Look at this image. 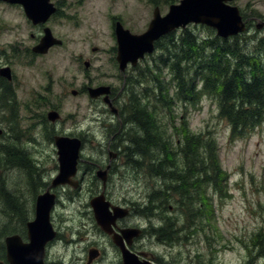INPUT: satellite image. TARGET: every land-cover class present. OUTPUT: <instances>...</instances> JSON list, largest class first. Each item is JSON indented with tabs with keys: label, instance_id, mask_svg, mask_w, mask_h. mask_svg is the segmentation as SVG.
I'll use <instances>...</instances> for the list:
<instances>
[{
	"label": "rangeland",
	"instance_id": "374dc122",
	"mask_svg": "<svg viewBox=\"0 0 264 264\" xmlns=\"http://www.w3.org/2000/svg\"><path fill=\"white\" fill-rule=\"evenodd\" d=\"M54 1L62 7V14H59L63 17L58 18L60 25L56 30L58 34L63 35L66 45L64 48L56 49L44 60L36 61L33 67L17 64L23 66L17 68L23 77L18 78V83L21 86L18 93L22 96L23 103L28 107H31L33 103L30 100L35 99L30 94L25 81L29 78L32 80V84L45 82V72L52 74L54 87L56 83H62L63 88L70 87V89L77 90L83 83L112 84L119 91L122 87V78L118 77L117 62H115L116 52L112 50L116 47V42L111 36L110 25L120 21L131 33L142 34L147 30L156 7H159L162 15L165 16L170 6L179 4L181 0ZM231 5L243 11V17L247 22H253L254 19H256L255 24L264 22V0H235ZM0 23L4 30L7 27L13 28V41L17 38L24 39L28 34L34 32L25 22V17L22 16L20 10H10L5 6H0ZM255 24H251V31L246 33V38L254 37V41L264 39V29L256 30ZM203 27L209 28L204 25H190L187 28L194 31L200 38L212 35L211 31L209 32ZM180 31L183 30L174 33L179 35ZM11 40V32H5L0 40V47H4ZM248 47L252 49L251 46ZM91 48H97L98 51L93 52ZM151 56L156 59L160 56V52L156 51L153 55L147 56L138 65V68L142 65L140 70L142 87L136 91L139 93L147 91L145 101L148 104L151 103V106H156L157 115L164 124H167L168 133L174 129H176L173 131L174 134L179 133V120L184 119L189 123L191 132L208 133L209 137L217 141L220 162L230 180V197H227L224 190L222 201L216 199L215 204H213L212 217L208 211L205 212L207 215L204 216L203 214L201 218L196 215L190 217L189 221L191 222L186 225L188 230L184 227L186 224L185 216L180 210H177L174 215L175 220L172 221L174 228L178 231L176 243L168 246L147 244V250L158 254V256H166V264H248V262L250 264H264V255L251 256V252L244 246V242L249 243L253 233H256L260 227L263 226L264 229V213H261L264 204V124L247 133L244 138L232 139L229 124L219 118L217 99L213 97L203 98L196 105V108L187 106L182 110L176 104L170 108L163 107L161 103L157 102L158 100L161 101V87L158 89L155 86V78L161 77L160 86L162 84L168 89L171 75L167 68L164 71L156 70L157 66L153 65L154 59ZM80 58L83 61L89 60L91 62L89 78L84 74L85 66L79 60ZM140 71L131 70L128 77L139 78ZM168 95L171 98L173 89L168 91ZM27 96L31 99L26 98ZM124 97L126 99V95ZM88 99V97L76 99L68 96L64 110L66 115L70 116L75 112L78 118L83 115V118L86 119L88 115L94 112V109H101L99 103H94ZM168 120H170L169 123ZM65 122L68 121L65 119ZM168 136L171 138V144L176 145L179 139L178 135ZM7 141L15 140L11 135ZM93 142L96 145L102 142L101 135H96ZM54 149L52 145L41 148L50 155V158H57ZM99 152L100 146L99 148L89 146L88 154H99ZM19 153L20 156L16 159L29 158L23 150L20 149ZM10 154L13 156L15 153L6 152V158L8 155L10 157ZM2 158H4L3 151L0 149V159ZM0 175L5 179V190H3L5 198L9 193L6 191L10 187L9 189L15 191L30 208L33 198L32 190L28 189L27 184L21 182L19 178L12 179L11 173L6 174L3 169ZM155 184V181L149 176L146 180L141 179L140 181L130 174L125 179L116 178L113 180L109 190L114 201L119 204L123 200L141 202L145 198L148 202L150 192L153 191ZM85 188L86 184L81 197L77 198L74 203H68V196H63L64 207L59 205L52 216L53 224L61 227L63 236L62 242H55L50 250L52 260L61 261L64 264H69L72 261L76 264H85L88 253V248L85 246L91 242L103 243L101 241L102 236L95 231L96 225L89 204L91 193ZM66 192L67 189H61L60 195H65ZM1 195L0 193V210L3 202ZM162 207L166 208L164 205ZM169 207L172 205L167 206V208ZM206 207L209 208L210 206L206 204ZM5 211L3 209V212ZM166 212L162 209L161 213ZM166 217L171 216L169 214L163 215V218ZM84 221L88 223L87 232L82 229ZM192 226L195 228L192 229ZM5 227L3 224L0 226V230ZM11 227L20 230V226L17 224ZM79 229L82 231H78ZM262 233L264 234V230ZM250 250L253 251L252 248Z\"/></svg>",
	"mask_w": 264,
	"mask_h": 264
},
{
	"label": "flooded vegetation",
	"instance_id": "af4514ba",
	"mask_svg": "<svg viewBox=\"0 0 264 264\" xmlns=\"http://www.w3.org/2000/svg\"><path fill=\"white\" fill-rule=\"evenodd\" d=\"M50 1L56 8L55 14L50 17L46 24L34 25L27 18L20 5L9 4L0 0V6H5L10 10H20L22 16L25 17V22L29 25L30 29L34 30V32L28 34L24 39L17 38L13 41V28L7 27L4 30L0 23V40L5 32H11L12 39L4 47H0V70L8 68L7 74H10V79L0 74V149L3 151L4 157L0 160V165H2L0 166V173L3 169L6 174L11 173L12 179L19 178L21 182L26 183L28 189L32 190L33 198V202L30 208H28L24 200L20 199L15 191L9 189L10 187L6 191L10 193H7L6 199L4 194H2L3 202L0 210V226L4 224L6 227L0 230V260L5 264H9L6 246V239L8 237L18 235L24 243L29 242L28 223L35 218L37 199L49 191L50 194L56 196L55 205L50 216L53 229L56 231V237L46 245L45 264H64L61 261L57 262L50 258V250L54 246V243L57 241L62 242L63 238L61 227L53 224L52 216L57 211L59 205L64 207L63 196H68V203L76 202V199L81 197L86 184L85 190L91 193L89 204L96 225L95 231L99 232V235L102 236L101 241L103 243L91 242L85 246L88 248L85 264H124V250L136 255L140 262L148 261L152 264H166V256H158V254L147 250V244L151 246L154 244L158 246L162 244L168 246L171 244L162 233L166 224L169 221L175 220L174 215L178 209L174 207L164 209L160 205V202L155 203L154 207H152L149 205V201L147 202V198L141 202L123 200L119 204L114 201V197L109 190L111 182L116 178L125 179L130 174L131 176H135L137 180H146L147 178L145 171L147 160L145 157L140 156L141 153H136L138 149L133 145L137 143V138L142 137V133L137 125H133L128 119L129 115H133L132 105H130L132 97L128 94L131 91L141 94L135 95L138 100H142L143 96L142 92L136 91L139 87H142V75L140 71L142 65L138 68L141 62L136 66L130 64L125 72H121L119 65L116 63L118 77L122 78V87L119 91L112 84L94 85L92 83H83L77 90L70 89V87L63 88L62 83H56L54 87V81L51 78L52 74L45 72V82L32 84L33 82L29 78V81H25L30 94L35 99L32 100L29 96L26 97L33 102L31 107L23 103L22 96L18 93L21 87L20 83H18V78L23 77H21L22 74L17 71V68L23 66H18L17 64L33 67L36 61L44 60L46 56L52 54L56 49L64 48L66 45L65 38L63 35L58 34L56 30L60 25L58 18L63 17L60 16L62 14V7L54 0ZM255 21L256 19L253 22H247L248 26L250 27L252 23L255 24ZM115 24H111L110 29L111 36L116 42ZM46 29L51 30L54 40L60 42V44H54L44 54L37 53L34 49L45 36ZM91 49L93 52L98 51L97 48ZM112 50L117 52V44ZM79 60L85 66V76L89 78L88 74L90 73L91 62L89 60L83 61L81 58ZM131 70L140 71V77H128V73ZM102 86L110 87L109 97L117 113L112 112L104 103L103 99L105 95L98 99H91L89 89ZM124 95H126V99ZM68 96L76 99L88 97L89 101L99 103L101 109H94V112L88 115L86 119L83 118V115L78 118L75 112L67 116L64 110L66 109ZM143 100L145 102V99ZM52 113L55 116H52ZM65 119L69 123L65 122ZM98 134L101 135L102 142L96 145L93 142V138ZM11 135L15 141H7ZM58 137L80 141L81 147L76 174L72 177V181L78 184L75 188L68 184L52 187L53 180L60 172L58 148L56 145V138ZM50 145L55 148L54 151L57 158H50L47 152L41 150L44 146L48 147ZM89 146L92 148H99L100 146L99 154H88ZM20 149L26 152L29 156L28 159H16L20 156ZM6 152L15 154L13 156L10 154V157L8 155L6 158ZM19 172L20 174L17 175ZM148 176L150 175L148 174ZM4 180L2 175H0V190H5ZM61 189H67L65 195H60ZM3 190L0 193H3ZM102 195L105 198V202L110 204L109 210L113 216L116 210L120 211L114 222L107 227V230L98 225L91 206V201ZM3 209L6 211L3 212ZM162 209L167 212L161 214ZM165 214H169L171 217L163 218ZM16 224L20 226V230H15L11 227ZM172 225L174 227L173 222ZM82 227L84 232L88 231L87 221L83 222ZM82 229L78 231H82ZM173 230L176 232L173 235V239H177L178 231L176 228ZM91 251H96L98 257L89 262ZM69 264H76V262L72 261Z\"/></svg>",
	"mask_w": 264,
	"mask_h": 264
},
{
	"label": "trees",
	"instance_id": "16d2710c",
	"mask_svg": "<svg viewBox=\"0 0 264 264\" xmlns=\"http://www.w3.org/2000/svg\"><path fill=\"white\" fill-rule=\"evenodd\" d=\"M207 30L212 35L206 38L185 28L179 35L171 33L156 43L160 56L156 59L151 56L153 65L157 66L156 70L167 68L171 75L168 89L160 86L161 77L155 78V86L161 87V101L157 102L168 108L176 104L183 110L187 106L196 108L203 98L213 97L217 99L219 118L229 124L231 138H244L264 124V39L254 41V37L246 38V33L222 39L214 30ZM145 93L147 91L142 92V100L135 97L141 94L134 91L128 94L132 97L133 111L128 119L142 133L133 145L138 149L136 153L146 156V175L156 183L149 195V205L154 207L160 202L166 208L169 205L177 208L185 216L184 227L188 230L190 217L201 218L207 215L206 211L212 217L213 204L216 199L222 201L224 190L230 197V180L220 162L217 141L208 133L191 132L184 119L179 120V133L174 134L176 129L168 133L156 106L144 102ZM168 135H178L176 145L171 144ZM173 229L169 221L162 233L172 244L177 241L173 239L176 234ZM263 230V226L260 227L249 243L244 242L251 256L264 255Z\"/></svg>",
	"mask_w": 264,
	"mask_h": 264
},
{
	"label": "water",
	"instance_id": "95a60500",
	"mask_svg": "<svg viewBox=\"0 0 264 264\" xmlns=\"http://www.w3.org/2000/svg\"><path fill=\"white\" fill-rule=\"evenodd\" d=\"M10 4H18L23 7L27 18L34 25L46 24L56 8L50 0H4ZM235 0H181L179 4L171 5L168 13L162 16L160 8L156 7L153 18L147 30L142 34H132L125 29L121 22L115 24V36L117 39L116 61L121 72L131 64L136 66L146 55L153 54L156 43L163 37L179 30L185 29L189 25H204L216 31L217 36L227 39L237 36L246 31V24L240 14L238 7L231 5ZM264 23L257 24V30H261ZM54 44H60L54 40L50 29H46L45 36L40 44L34 49L37 53H46ZM88 65V64H87ZM8 68L0 70L2 76L10 79L7 74ZM8 75V76H7ZM91 99H98L105 95L104 103L117 113L110 100V87L102 86L90 88ZM54 113H52V116ZM1 134V131H0ZM58 148V159L60 162V172L53 180L52 187L59 185L78 184L72 181L76 174V167L80 155V141L63 137L56 138ZM56 196L47 191L37 199L36 214L33 221L28 223V243H24L18 235L10 236L6 239L7 260L9 264H45L46 245L56 237V231L51 223V211L55 205ZM95 218L104 230L114 222L119 210L113 216L109 210L110 204L105 202L104 196L94 198L91 201ZM118 211V212H117ZM131 232V231H127ZM98 257L96 251L90 252L89 262ZM124 264H152L148 261L140 262L138 257L127 250L123 251ZM0 264H5L0 260Z\"/></svg>",
	"mask_w": 264,
	"mask_h": 264
},
{
	"label": "bare ground",
	"instance_id": "6f19581e",
	"mask_svg": "<svg viewBox=\"0 0 264 264\" xmlns=\"http://www.w3.org/2000/svg\"><path fill=\"white\" fill-rule=\"evenodd\" d=\"M156 150V149H155ZM157 155V154H156ZM152 156V155H151ZM124 157V156H123ZM146 157V156H145ZM1 160V159H0ZM167 160H168V158H167ZM149 163V162H148ZM0 166H2V165H0ZM148 168V167H147ZM147 170V169H146ZM151 170V169H150ZM151 177V176H150ZM147 179V178H146ZM134 180V179H133ZM34 181V180H33ZM38 181V180H37ZM141 181V180H140ZM163 183V182H162ZM38 184V183H37ZM36 186V185H35ZM3 190V189H2ZM2 190H0V191H2ZM154 191V190H153ZM159 191V190H158ZM1 194H5L4 192L3 193H1ZM2 196V195H1ZM8 196V195H7ZM158 198V197H157ZM6 199V198H5ZM8 200V199H7ZM6 200V201H7ZM156 201V200H155ZM9 203V202H8ZM161 205V204H160ZM138 209V208H137ZM153 209H155V208H153ZM157 210V209H156ZM143 213V212H142ZM162 214V213H161ZM161 234V233H160ZM162 243V242H161ZM167 243V242H166ZM170 243V242H169ZM166 245V244H165ZM170 245V244H169ZM171 245H172V243H171Z\"/></svg>",
	"mask_w": 264,
	"mask_h": 264
}]
</instances>
